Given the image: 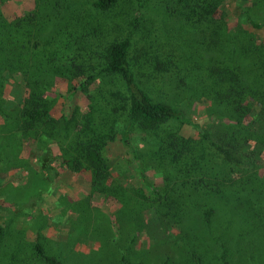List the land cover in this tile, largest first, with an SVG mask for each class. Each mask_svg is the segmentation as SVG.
Wrapping results in <instances>:
<instances>
[{
  "label": "rangeland",
  "instance_id": "1",
  "mask_svg": "<svg viewBox=\"0 0 264 264\" xmlns=\"http://www.w3.org/2000/svg\"><path fill=\"white\" fill-rule=\"evenodd\" d=\"M93 1L0 0V264H47L36 245L62 264H122V256L128 264H187V242L208 258L203 246L215 237L233 264H264V0H211L192 19L189 8L171 2L164 8L160 0H117L97 11ZM60 35L64 43L75 36L77 44L125 42L153 97L212 136L235 140L243 166L225 168L244 186L215 199L229 207L230 219L211 217L214 236L203 229L199 205L211 196L193 188L198 176L177 174L180 164L155 153L152 134L132 131L136 155L122 143L124 118L105 101L120 88L114 76L97 70L80 86L70 72L21 66V56L45 63ZM77 44L67 45L62 62L71 61ZM154 53L166 62L163 70L141 65ZM35 99L45 115L27 126L22 112ZM170 126L209 154L195 128ZM94 132L106 136L102 179L78 151ZM165 195H178L184 212L166 214Z\"/></svg>",
  "mask_w": 264,
  "mask_h": 264
},
{
  "label": "trees",
  "instance_id": "2",
  "mask_svg": "<svg viewBox=\"0 0 264 264\" xmlns=\"http://www.w3.org/2000/svg\"><path fill=\"white\" fill-rule=\"evenodd\" d=\"M210 1L160 0L161 6L164 8L169 7L170 2L175 6L182 5V7L189 8L187 10L188 13H191L188 14L189 19H192L196 15L198 17L201 11L208 10ZM219 1L217 0V2ZM116 3L117 0H95L91 5L97 11H105L113 7ZM69 6L70 4L67 3L66 10ZM197 8L199 9L198 12L196 10ZM250 22L254 27L258 26L255 22ZM64 41L63 36L60 35L57 40L56 50L49 52L50 58L45 63L37 61L35 57L25 60L21 56L18 58L21 60V66L30 68L34 73H43L48 68H54L60 74L70 72L73 76L82 79L80 86L88 85L94 77L93 73L97 70L109 75L111 78L114 76V80L120 82V88L107 92L108 96L105 97V101L111 112L124 118L121 130L122 143L129 147L136 155V144L132 141V131L137 129L143 134H152L155 137L152 142L157 148L155 153L161 156L164 153V156L166 155L170 161L169 163L175 165L180 164V168L178 167V171H176L177 174L182 175L183 173L184 176L190 177L194 173L198 176V179L193 181V188L196 190H204L206 197L211 196L210 200L207 199L199 205L202 206V214L205 216L203 229L206 235L214 236L212 234L213 226L211 225V217H214L217 213H222V215L227 214L226 219H230L229 207L227 205L221 207L215 199H226L229 190H242L244 186L242 180H238L236 184L225 168L229 167V165L238 168L243 166L238 146H235L233 142L235 140L229 139V136L227 137L226 134L218 135L217 137L212 136L199 123L187 117L180 108L153 97L144 76L140 78V75L138 76L136 74L138 70H135V67L140 68L141 66L137 60H133L134 56L130 55L129 48L125 42L112 40L104 46L100 44H77L80 41V37L78 38L77 36H75L74 42L66 41L64 43ZM71 44H77V50H75L71 61L62 62L61 58L64 56L63 51L67 49V45L71 46ZM156 51L161 52L162 49L157 48ZM155 57L159 56L156 53L153 56L151 54L146 60L141 62V65L151 66L153 64L157 69L163 70L166 62L164 60L153 59ZM28 63L29 66L26 65ZM22 115L27 119V126L40 121L45 115L43 104L40 100L35 99L32 109L30 111H23ZM86 123L85 127L89 129L88 118ZM173 123L195 128L201 141L210 147L209 156L203 154L202 151L199 153L196 150L197 148H195L196 146H193L179 136L170 126ZM92 135L87 142L79 143L80 149L78 151L81 152L82 157L89 163L95 179H102L103 176H100V173H102L105 159L101 154V149L103 146L102 142L106 136L103 133L95 132ZM234 138L239 137L236 136ZM215 156L216 160L213 159ZM158 158L159 160L157 161H162V158ZM214 164H220L219 171L213 170ZM227 189L229 190L227 191ZM173 191L175 192V189ZM177 198L178 195L174 197L165 195L163 197L164 204L161 207H163L166 214H175L177 211L184 212L185 208L179 207V203L176 201ZM228 222L230 223V220ZM180 223L182 229L184 219L181 218ZM184 234L186 233L184 232ZM1 236L2 228L0 226V238ZM215 239L213 244L209 246L201 245L209 250L210 256L208 258L204 257L203 253L198 252L194 245L187 242L184 246V251L189 260L187 259L186 263L189 264L190 261V264H233L228 258V250L222 238L215 237ZM217 248L220 249V252L216 254ZM35 249L39 257L47 264H62L61 261L46 256L39 245H36ZM120 260L124 262L122 264H128L125 261V256H122Z\"/></svg>",
  "mask_w": 264,
  "mask_h": 264
}]
</instances>
